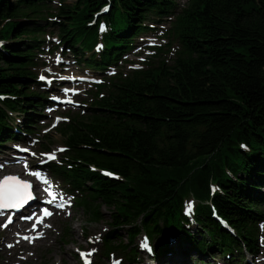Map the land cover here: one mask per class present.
<instances>
[{"label":"trees","instance_id":"1","mask_svg":"<svg viewBox=\"0 0 264 264\" xmlns=\"http://www.w3.org/2000/svg\"><path fill=\"white\" fill-rule=\"evenodd\" d=\"M11 1L0 0V17H22L9 8ZM14 1L13 6L22 2ZM119 1L127 6L128 20L145 5V0ZM104 2L78 0V10L68 8L65 13L79 25L78 35L85 34V21ZM182 26L184 58L171 68L130 79L115 106L106 104L107 113L91 118L89 125L69 128L73 146L92 149L79 153L84 163L134 183L131 190L87 171L79 174L94 181V200L101 205L84 209L100 215L105 206L116 225L143 213V228L160 234L161 224L174 220L180 196L192 191L206 199L207 181L215 179L227 196L215 198L220 215L248 242L251 236L242 221L258 215L256 192L264 186V0H195ZM26 27L25 21L14 23L6 34L12 44L6 55L0 52V86L9 91L18 85L22 90L20 78L26 76L20 49L27 45L22 36ZM239 140L251 147L252 155L234 148ZM224 164L239 175L238 184L228 180ZM199 223L202 230L197 236L187 234L191 238L186 244L181 241L183 247L197 248L198 237L231 239L208 210L200 213Z\"/></svg>","mask_w":264,"mask_h":264},{"label":"snow or ice","instance_id":"2","mask_svg":"<svg viewBox=\"0 0 264 264\" xmlns=\"http://www.w3.org/2000/svg\"><path fill=\"white\" fill-rule=\"evenodd\" d=\"M57 61L60 62V58L57 57ZM41 79H45L41 76ZM65 93L69 91H74L73 89L65 88L63 89ZM53 99H59V97H53ZM59 119V118H58ZM35 155V154H34ZM50 159L55 158V153L49 154ZM112 175L113 173H108ZM34 175H39V173H34ZM46 182V181H45ZM32 185L27 180H21L17 176H5L3 181H0V207L4 208H19L28 200L32 199V191L30 190ZM51 203V202H49ZM57 207H65L64 205H58ZM45 215H52V213L47 209H43ZM43 217L40 218L39 222H42ZM35 227V225L33 226ZM42 236L43 233H38ZM28 239V237H25ZM99 239V237L97 238Z\"/></svg>","mask_w":264,"mask_h":264},{"label":"rangeland","instance_id":"3","mask_svg":"<svg viewBox=\"0 0 264 264\" xmlns=\"http://www.w3.org/2000/svg\"><path fill=\"white\" fill-rule=\"evenodd\" d=\"M64 1L68 4H72L75 0H64ZM102 212L104 215V219H103V222L98 225H86L85 217L82 214H80V212L78 211L75 213V218H73L71 222L72 223L71 228L74 234L73 243L75 244V246L84 245V240L82 239L80 235L81 228H86V230L88 231V234H96V233L101 232V230L103 229L105 225V222H109L108 210L102 207ZM193 234H196V232H194ZM69 248L70 246L60 247V243L58 244V242L56 241L52 245V248L50 249V251L47 253V257H46V261L48 262L47 264H54V262L58 259H62V261H64L65 264H68V262H70V264H76V262L71 258V256L68 257L67 253L71 252L69 251ZM0 264H4V263H0Z\"/></svg>","mask_w":264,"mask_h":264},{"label":"bare ground","instance_id":"4","mask_svg":"<svg viewBox=\"0 0 264 264\" xmlns=\"http://www.w3.org/2000/svg\"><path fill=\"white\" fill-rule=\"evenodd\" d=\"M213 199H215V198H213ZM207 203H209V202H207ZM206 205H207V204H206ZM206 205H205V206H206ZM205 206H197V208H199V209H201V210H202V209H204V208H205ZM14 225H15V224H14ZM153 244H155V242H154Z\"/></svg>","mask_w":264,"mask_h":264}]
</instances>
